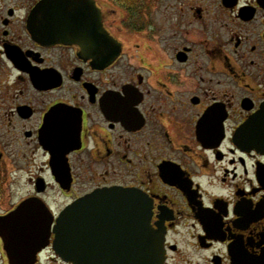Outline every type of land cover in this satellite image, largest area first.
Masks as SVG:
<instances>
[{
  "label": "flooded vegetation",
  "instance_id": "af4514ba",
  "mask_svg": "<svg viewBox=\"0 0 264 264\" xmlns=\"http://www.w3.org/2000/svg\"><path fill=\"white\" fill-rule=\"evenodd\" d=\"M148 255L264 264V0H0V264Z\"/></svg>",
  "mask_w": 264,
  "mask_h": 264
},
{
  "label": "water",
  "instance_id": "95a60500",
  "mask_svg": "<svg viewBox=\"0 0 264 264\" xmlns=\"http://www.w3.org/2000/svg\"><path fill=\"white\" fill-rule=\"evenodd\" d=\"M60 227H61V224H59V230H60ZM61 243H62V241H61V239H59L57 246L60 247V248H61ZM65 255H63L64 258L68 259L70 262H74V263H77L78 262V258L79 257H78L77 254H66L65 253ZM159 256L160 255H155V256L154 255H148V256H145V257H143V258H145V260L143 262H144V264H159V261H158L159 258H160ZM155 258H156V262H153L152 259H155ZM90 259H91V257H90Z\"/></svg>",
  "mask_w": 264,
  "mask_h": 264
}]
</instances>
